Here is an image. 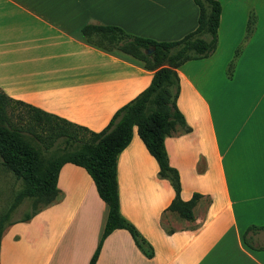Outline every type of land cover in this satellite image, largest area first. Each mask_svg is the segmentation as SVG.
I'll return each mask as SVG.
<instances>
[{
    "label": "crops",
    "instance_id": "1",
    "mask_svg": "<svg viewBox=\"0 0 264 264\" xmlns=\"http://www.w3.org/2000/svg\"><path fill=\"white\" fill-rule=\"evenodd\" d=\"M231 2L242 4L230 10L227 32L234 21H241L239 30L245 31L252 20L254 33L260 0ZM238 11L244 19H235ZM197 19L192 0H0V91L98 133L150 85L153 72L129 55L89 43L82 28L113 26L133 36L172 42L193 32ZM223 24L221 7L215 51L177 68L176 106L190 130L164 139L168 163L179 175L180 199L201 196L191 218L168 210L174 190L159 177L157 162L133 127L116 161L119 211L154 254L146 258L127 231L116 229L104 239L95 264H264V205L254 204L246 217L237 215L230 177L235 167L229 163L227 169L217 128L222 108L212 68L220 63ZM253 33H242L243 41ZM91 38L98 39L99 33L94 31ZM227 141L232 145V138ZM56 189L51 205L29 221L5 228L0 264L89 263L107 206L88 173L74 164L59 168ZM263 189L249 192V202H264Z\"/></svg>",
    "mask_w": 264,
    "mask_h": 264
},
{
    "label": "trees",
    "instance_id": "2",
    "mask_svg": "<svg viewBox=\"0 0 264 264\" xmlns=\"http://www.w3.org/2000/svg\"><path fill=\"white\" fill-rule=\"evenodd\" d=\"M192 1L198 8L197 27L177 41L157 42L127 34L113 26L82 28V34L89 43L129 55L140 61L145 69L153 72L150 85L134 100L118 109L107 126L98 133L12 100L0 91V161L3 167L23 182L24 188L19 197L42 201L43 208L51 205L58 195V170L63 164L71 163L88 173L99 198L106 204L104 229L88 264L96 263L104 239L116 229L127 231L146 258L151 259L154 254L151 245L119 211L116 161L119 153L129 144L133 127L137 128L139 138L157 162L159 177L168 180L174 190V199L168 210L190 219L192 208L201 197L194 194L189 201L180 199L179 175L169 165L164 146V139L175 131L186 133L190 130L176 106L179 94L177 68L187 61L208 57L217 46L221 14L219 2ZM251 30L252 20H249L246 31L250 33ZM94 31L99 33L98 40L91 38ZM205 34L209 40L202 39ZM8 108L23 110L27 115L29 128L15 126L9 118ZM33 128H38L40 134H34ZM26 134L41 143L48 141L51 144L62 139L65 145L76 148L57 160L46 162L41 151L30 143ZM37 212L19 221H29ZM6 217L7 214L0 217V240L8 226L2 230Z\"/></svg>",
    "mask_w": 264,
    "mask_h": 264
},
{
    "label": "rangeland",
    "instance_id": "3",
    "mask_svg": "<svg viewBox=\"0 0 264 264\" xmlns=\"http://www.w3.org/2000/svg\"><path fill=\"white\" fill-rule=\"evenodd\" d=\"M219 1L224 10L218 52L220 63L212 68L213 82L217 83L218 101L222 108V115H216L217 119L219 117L217 128L221 135L227 169L229 163L230 166L234 163L232 166L235 169L230 171V177L234 186L237 215L243 218L242 215L246 217L254 204L264 205L263 201L249 202L247 196L253 189L264 187V0H260L256 7L258 11L253 21L254 33L251 30L255 37L252 34V38L246 41H243L242 35L247 33L246 29L239 30L241 21H234L235 27L227 32L230 10L240 8L242 3L234 5L231 0ZM242 12L235 13L236 20L243 18ZM202 39L209 40V37L205 34ZM8 110L9 118L15 126L29 128L30 124L23 110ZM33 132L40 134L38 128H33ZM26 136L41 151L46 162L57 160L76 148L65 145L62 139L50 144L48 141L38 142L28 134ZM228 138L233 139L232 145L228 144ZM23 188V182L3 167L0 161V217L7 214L2 230L10 223L25 219L44 207L42 201L19 197ZM243 199L246 201L245 206L242 204ZM260 241V244L263 243L264 238H260Z\"/></svg>",
    "mask_w": 264,
    "mask_h": 264
},
{
    "label": "water",
    "instance_id": "4",
    "mask_svg": "<svg viewBox=\"0 0 264 264\" xmlns=\"http://www.w3.org/2000/svg\"><path fill=\"white\" fill-rule=\"evenodd\" d=\"M148 52H150V50H148Z\"/></svg>",
    "mask_w": 264,
    "mask_h": 264
}]
</instances>
